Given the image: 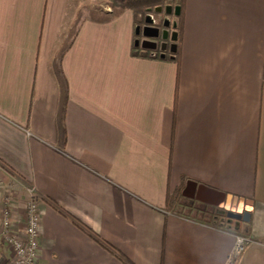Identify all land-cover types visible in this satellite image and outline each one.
I'll return each mask as SVG.
<instances>
[{"label":"crops","instance_id":"crops-1","mask_svg":"<svg viewBox=\"0 0 264 264\" xmlns=\"http://www.w3.org/2000/svg\"><path fill=\"white\" fill-rule=\"evenodd\" d=\"M140 16L122 0H0V224L9 210L24 233L33 186L36 264H225L238 235L239 264H264V0H187L178 59L170 17H153L164 57L136 47ZM184 181L250 221L166 210Z\"/></svg>","mask_w":264,"mask_h":264},{"label":"built area","instance_id":"built-area-1","mask_svg":"<svg viewBox=\"0 0 264 264\" xmlns=\"http://www.w3.org/2000/svg\"><path fill=\"white\" fill-rule=\"evenodd\" d=\"M151 25L156 26V21L150 15ZM156 56L155 53H153ZM28 201L25 210V229L22 235L12 230V223L9 210L3 213V221L0 226V238L13 252V258L6 264H36L39 257L41 218L39 214V203L41 196L33 186L28 187ZM251 240L244 235H238L233 250L225 264H239L245 250Z\"/></svg>","mask_w":264,"mask_h":264},{"label":"water","instance_id":"water-1","mask_svg":"<svg viewBox=\"0 0 264 264\" xmlns=\"http://www.w3.org/2000/svg\"><path fill=\"white\" fill-rule=\"evenodd\" d=\"M162 11H163L162 8L157 9V12H162ZM165 12L167 15H171L173 13L178 15L180 10L179 8L174 9L171 6H168L165 9ZM146 24L147 25L142 28V35L145 38V40L143 41L137 40L135 43L136 47H142L148 50H157L160 48L162 51L166 52L168 48V43L166 41L170 37L169 32L167 30H162L159 27L152 26L150 17H147ZM165 26L168 27L169 23H166ZM138 34L141 33L139 32ZM171 39L174 41V44L170 46V51L172 53H176L178 33L175 32L174 36L171 37ZM156 40H164V42H162V44L159 45V42ZM164 56L165 54H162V57ZM182 195L184 197L197 200L203 204L215 206L218 208H223L228 200V196L226 194L212 190L205 186L198 185L195 182H191V181H189L186 184V187L183 190ZM228 216L230 218L242 220L245 222L250 221L249 212H244L242 214L229 212Z\"/></svg>","mask_w":264,"mask_h":264},{"label":"trees","instance_id":"trees-1","mask_svg":"<svg viewBox=\"0 0 264 264\" xmlns=\"http://www.w3.org/2000/svg\"><path fill=\"white\" fill-rule=\"evenodd\" d=\"M124 7L133 12L134 14H149L153 13L156 15H160L161 17H170L173 21L178 23L176 31L178 33V53L177 59L180 56V42L182 40L183 32H184V24H185V10L187 0H122ZM171 6L174 9L179 8L180 12L178 15L175 13L171 15H167L165 9ZM158 8H162V12H157ZM186 182L184 181L183 185L177 188L174 191L169 189L167 198H166V210L174 211L179 204V201L182 197L183 190L186 187ZM92 233L90 230H88Z\"/></svg>","mask_w":264,"mask_h":264},{"label":"rangeland","instance_id":"rangeland-1","mask_svg":"<svg viewBox=\"0 0 264 264\" xmlns=\"http://www.w3.org/2000/svg\"><path fill=\"white\" fill-rule=\"evenodd\" d=\"M110 1H111V3H114L115 1L117 2V0H110ZM150 15H152L154 17L156 14H153V13L152 14L151 13H149V14H144V13L141 14V16L139 17L140 21H141V25L146 24L145 19H146V17H150ZM171 25L174 26L173 29H176L178 23L176 21L172 20ZM158 26H160V25H158ZM162 52H163V54L165 53L164 51H162ZM153 53L156 54V52H153ZM156 56H157V54H156ZM182 197L180 199L181 200V207H180L179 210L185 211L190 217L198 218V216L205 217V216L211 215V214L215 215L216 211H215L214 208L202 207V204L200 202L198 203V202H196L194 200H191V199H189L187 197H184L182 199ZM228 204H227V207H228V211H230V212H234L235 209H241V207H236L234 204H232V205H228ZM222 217L225 218L226 216L222 215ZM0 226H1V224H0ZM0 242H2L1 238H0ZM0 263H2V262H0ZM6 263H7V261L5 262V264Z\"/></svg>","mask_w":264,"mask_h":264},{"label":"flooded vegetation","instance_id":"flooded-vegetation-1","mask_svg":"<svg viewBox=\"0 0 264 264\" xmlns=\"http://www.w3.org/2000/svg\"><path fill=\"white\" fill-rule=\"evenodd\" d=\"M160 29H162L161 28V26H158ZM141 35V34H140ZM222 210L224 211L223 212V215H225V216H228V213L230 212V211H228V207H227V204H225V206L222 208Z\"/></svg>","mask_w":264,"mask_h":264}]
</instances>
